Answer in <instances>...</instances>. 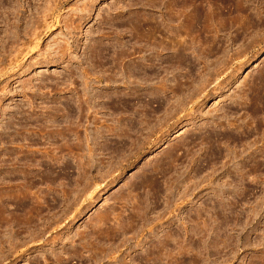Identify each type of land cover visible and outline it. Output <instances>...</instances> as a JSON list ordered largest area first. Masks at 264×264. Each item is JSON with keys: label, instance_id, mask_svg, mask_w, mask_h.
<instances>
[{"label": "rangeland", "instance_id": "obj_1", "mask_svg": "<svg viewBox=\"0 0 264 264\" xmlns=\"http://www.w3.org/2000/svg\"><path fill=\"white\" fill-rule=\"evenodd\" d=\"M175 3L176 0H0V264H63L64 257L70 264H77L72 251L82 252L83 259L89 254L86 248L79 250L82 234V240H88V230H92L97 216L109 213L111 217L120 211L125 216L120 215V219L118 214L117 220L113 217L110 222L119 219L127 230L125 235L132 234L131 249L116 253L117 259H109L113 264H154L167 248L172 249L168 250L170 256L168 251L163 253L167 258H161H166L163 262L156 259V264H175V249L181 250L179 264H264V0ZM192 13L193 17H187ZM165 14H170L173 22ZM197 19L204 21L198 23ZM136 21L142 25L136 26ZM150 28H155L153 37L158 30L163 34L157 39L147 33L145 36ZM146 38L156 43L168 38L165 43L160 41L168 47L161 49L157 44L160 52L150 54L147 46L151 41L148 43ZM173 39L183 41H177L178 46ZM182 44L185 49L180 48ZM129 50L133 54H127ZM121 64L125 68L134 66L129 80L120 73ZM130 79L134 84L128 83ZM83 98L93 107L87 109ZM96 128L95 133L91 131ZM84 136L89 137V143ZM88 146H92V153ZM87 157L96 162L102 159L105 165L111 160L123 167L112 170L115 179L105 187H101L100 175L93 169L89 174L96 183L88 184V191L80 194ZM118 193L121 202L116 198ZM73 194L79 197L73 204L81 208L78 213L75 207L66 206ZM128 212L137 214L135 219ZM137 216L141 218H137L136 225ZM59 219L63 223L59 224ZM125 220H129V230ZM50 234L55 241L45 243L42 238ZM90 240L94 247L99 246L98 251L110 245L107 241L109 245H96V239ZM158 242L169 246L164 248ZM158 245L164 250L160 247V252L155 251ZM157 252L161 255L153 256ZM106 257L99 264L109 258Z\"/></svg>", "mask_w": 264, "mask_h": 264}, {"label": "bare ground", "instance_id": "obj_2", "mask_svg": "<svg viewBox=\"0 0 264 264\" xmlns=\"http://www.w3.org/2000/svg\"><path fill=\"white\" fill-rule=\"evenodd\" d=\"M150 1H151V0H150ZM174 1H175V0H174ZM178 1H179V0H178ZM128 2H129V1H128ZM147 2H148V1H147ZM153 2H154V1H153ZM153 2H151V3H153ZM186 2H187V1H186ZM186 2H185V3H186ZM200 2H201V1H200ZM149 3H150V2H149ZM173 3H174V2H173ZM173 3H172L171 6H173ZM176 3H177V0H176ZM176 3H175V4H176ZM183 3H184V2H183ZM223 3H224V2H223ZM169 4H170V2H169ZM198 4H199V3H198ZM224 4H225V3H224ZM148 5H150V4H148ZM177 5H178V4H177ZM181 5H184V4H181ZM181 5H180V6H181ZM188 5H189V4H188ZM205 5H206V4H205ZM152 6H155V5H152ZM171 6H170V7H171ZM178 6H179V5H178ZM194 6H195V5H194ZM155 7H156V6H155ZM155 7H154V8H155ZM188 7H189V6H188ZM157 8H158V7H157ZM157 8H156V9H157ZM174 8H175V7H174ZM174 8H173V9H174ZM183 8H184V7H183ZM201 8H202V7H201ZM168 9H169V8H168ZM179 9H180V8H179ZM181 9H182V7H181ZM181 9H180V10H181ZM193 9H194V8H193ZM163 10H164V9H163ZM175 10H176V9H175ZM180 10H179V11H180ZM198 10H199V9H198ZM198 10H197V11H198ZM203 10H204V9H203ZM164 11H165V10H164ZM171 11H172V10H171ZM192 11H193V10H192ZM161 12H162V11H161ZM167 12H169V10H167ZM172 12H173V11H172ZM181 12H182V11H181ZM202 12H203V11H202ZM159 13H160V12H159ZM174 13H175V12H174ZM186 13H187V12H186ZM193 13H194V12H193ZM193 13H192V14H193ZM198 13H199V12H198ZM195 14H196V13H195ZM152 15H153V14H152ZM162 15H163V14H162ZM165 15H166V14H165ZM169 15H170V14H169ZM169 15H168V16H169ZM175 15H176V13H175ZM178 15H179V14H178ZM187 15H188V14H187ZM189 15H190V14H189ZM196 15H197V14H196ZM201 15H202V14H201ZM166 16H167V15H166ZM166 16H165V17H166ZM168 16H167V18H168ZM170 16H171V15H170ZM170 16H169V17H170ZM182 16H183V15H182ZM193 16H194V14H193L192 16L190 15V16H187V17H190V18H191V17H193ZM202 16H203V15H202ZM205 16H206V15H205ZM158 17H159V16H158ZM160 17H161V19H162V16H160ZM165 17H163V19H165ZM171 17H172V16H171ZM171 17H170V18H171ZM177 17H178V16H177ZM185 17H186V15H185ZM187 17H186V18H187ZM199 17H200V16H199ZM145 18H146V17H145ZM145 18H144V19H145ZM167 18H166V19H167ZM172 18H173V17H172ZM172 18H171V20H172V22H173V19H172ZM195 18H196V17H195ZM197 18H198V17H197ZM174 19H175V17H174ZM177 19H178V18H177ZM200 19H201V18H200ZM200 19H197V21L200 20ZM206 19H207V18H206ZM168 20H169V19H168ZM171 20H170V21H171ZM179 20H180V19H179ZM191 20H192V19H191ZM191 20H190V21H191ZM193 20H194V19H193ZM193 20H192V21H193ZM175 21H176V20H175ZM177 21H178V20H177ZM182 21H183V20H182ZM192 21H191V23H192ZM197 21H196V22H197ZM200 21H201V23H202V21H204V20H200ZM260 21H261V20H260ZM160 22H161V21H160ZM160 22H159V23H160ZM163 22H164V21H163ZM180 22H181V21H180ZM180 22H179V23H180ZM186 22H188V21H186ZM132 23H133V22H132ZM144 23H145V25H146V24H149V23H146V22H144ZM153 23H154V22H153ZM157 23H158V22H157ZM159 23H158L157 25H159ZM161 23H162V22H161ZM166 23H167V21H166ZM166 23H165V24H166ZM169 23H171V22H169ZM182 23H183V22H182ZM191 23H190V24H191ZM194 23H195V22H193V24H194ZM198 23H199V21H198ZM198 23H197V25H198ZM134 24H135V23H133L132 26H133ZM137 24H138V25H137ZM151 24H152V23L150 22L149 25H151ZM155 24H156V21H155ZM155 24H152V25L155 26ZM180 24H181V23H180ZM185 24H187V23H185ZM185 24H184V25H185ZM207 24H208V23H207ZM141 25H142V24H141V23L139 24V21H138V23H137V21H136V26H139V27H140ZM145 25H144V26H145ZM157 25H156V26H157ZM160 25H161V24H160ZM174 25H175V24H174ZM195 25H196V24H195ZM202 25H203V24H202ZM130 26H131V25H130ZM144 26H143V27H144ZM154 26H150V27H154ZM162 26H164V25H162ZM165 26H166V25H165ZM180 26H181V25H180ZM189 26H190V25H189ZM145 27H146V26H145ZM147 27H148V25H147ZM170 27H172V26H170ZM182 27H183V26H182ZM191 27H192V26H191ZM132 28H133V27H132ZM134 28H135V29H140V28H138V27L136 28L135 26H134ZM134 28H133V29H134ZM148 28H149V27H148ZM161 28H162V27H161ZM176 28H178V26H177ZM176 28H174V29H176ZM183 28L186 29V27H183ZM183 28H182V30H183ZM187 28H188V26H187ZM141 29H145V28H142V27H141ZM150 29H151V28H150ZM150 29H149V30H150ZM157 29H160V28L157 27ZM165 29H166V28H165ZM168 29H170V28L167 27V30H168ZM174 29H173V30L171 29V30H172L171 32H173ZM192 29H193V28H192ZM203 29H204V28H203ZM207 29H208V28H207ZM152 30H153V31H152ZM154 30H155V28L150 30V31H152V32H150V31L148 32V31H147V32H145V34L147 33V34H150V35H151V33H152V35H153ZM162 30H164V29L162 28ZM177 30H178V29H177ZM189 30H190V29H189ZM195 30H196V28H195ZM200 30H201V29H200ZM209 30H210V29H209ZM144 31H145V30H144ZM165 31H166V30H164V32H165ZM169 31H170V30H169ZM186 31H188V30H186ZM138 32H139V31H138ZM160 32H161V30H160ZM162 32H163V31H162ZM171 32H170V33H171ZM174 32H175V31H174ZM174 32H173V35H174ZM181 32H182V31H181ZM181 32H180V33H181ZM184 32H185V31H184ZM203 32H204V31H203ZM207 32H208V30H207ZM175 33H176V32H175ZM185 33H186V32H185ZM191 33H192V32H191ZM193 33H194V32H193ZM118 34H119V33H118ZM147 34H146L145 36H147ZM160 34H163V33H160ZM160 34H159V30H158V35H160ZM164 34H165V33H164ZM177 34L179 35V33H177ZM188 34H189V32H188ZM207 34H208V33H207ZM152 35H151V36H152ZM155 35H156V34H155ZM158 35H157L156 37H158ZM168 35H169V32H168ZM175 35H176V34H175ZM198 35H199V33H198ZM136 36H137V35H136ZM164 36H166V34H165V35H162L161 38L164 37ZM170 36H172V34H171ZM179 36H180V35H179ZM202 36H203V35H202ZM205 36H206V35H205ZM207 36H208V35H207ZM209 36H210V35H209ZM133 37H135V36H133ZM148 37H150V36H148ZM152 37H153V36H152ZM154 37H155V36H154ZM154 37H153V39H154ZM156 37H155V38H156ZM187 37H188V36H187ZM195 37H196V36H195ZM214 37H215V36H214ZM116 38H117V37H116ZM150 38H151V37H150ZM169 38H170V37H169ZM173 38H175V37L173 36ZM177 38H178V37H176V39H177ZM179 38H181V36H180ZM179 38H178V39H179ZM140 39H141V38H140ZM144 39H145V38H144ZM146 39H147V38H146ZM156 39H157V38H156ZM162 39H163V38H162ZM162 39H160V41H161ZM167 39H168V38H167ZM167 39L164 38V41L167 42ZM182 39H183V38H182ZM182 39H181V41H180V40H177V41H180V42L182 43V41L184 40V39H183V40H182ZM187 39H188V38H187ZM189 39H190V37H189ZM205 39H206V38H205ZM205 39H204V40H205ZM117 40H118V39H117ZM147 40H149L148 43L151 41L149 38H148ZM190 40H191V39H190ZM200 40H201V39H200ZM136 41H137V40H136ZM155 41H156V40H155ZM155 41H153L154 43L151 41V43H150L151 46L148 45V44H146V45L144 46V48L148 45V46H147V49H148L149 51H147L146 49H145V51H147L148 53L152 54L154 51H159V48H156V47H158V46L161 47V49H167L168 46H166L165 44H161L162 41L160 42V41L158 40L159 43H158V42L156 43ZM168 41H169V40H168ZM173 41H174V39H173ZM177 41L175 40L174 42H177ZM184 41H185V40H184ZM187 41H188V40H187ZM214 41H215V40H214ZM146 42H147V41H146ZM165 42H162V43H165ZM170 42L172 43V39L170 40ZM170 42H169V43H170ZM174 42H173V43H174ZM189 42H190V41H189ZM117 43H120V42H117ZM142 43H143V42H142ZM193 43H194V42H193ZM203 43H204V42H203ZM208 43H209V42H208ZM125 44H126V42H125ZM127 44H128V42H127ZM127 44H126V45H127ZM155 44H156V45H155ZM157 44H158V46H157ZM176 44H178V46L180 45L179 42H177ZM183 44H184V43H183ZM183 44H182V46H180V48H181V47H184ZM121 45H122V44H121ZM121 45H120L119 47H122V46L124 45V42H123V45H122V46H121ZM126 45H124V46H126ZM128 45H129V44H128ZM128 45H127V46H128ZM131 45H132V43H131ZM167 45H168V44H167ZM173 45L175 46V44H173ZM188 45H189V44H188ZM251 45H252V44H251ZM116 46H117V45H116ZM127 46H126V47H127ZM134 46H135V45H133V47H134ZM140 46H141V45H140ZM174 46H173V47H174ZM176 46H177V45H176ZM126 47H125V50H126ZM131 47H132V46H130V48H131ZM192 47H193V44H192ZM220 47H221V46H220ZM138 48H140V47H138ZM176 48H179V47H175V48H174L175 50H178V49H176ZM180 48H179V49H180ZM188 48H189V47H188ZM114 49H115V48H114ZM122 49L124 50V48H122ZM122 49H121V51H122ZM132 49H133V48H132ZM156 49H158V50H156ZM182 49H183V48H182ZM184 49H185V47H184ZM127 50H128V48H127ZM139 50H140V49H139ZM175 50H174V51H175ZM218 50H219V49H218ZM121 51H119L120 54H121ZM141 51H142V50H140V52H141ZM128 52L130 53V50L127 51V54H128ZM132 52H134V50H133ZM147 52H146V54H147ZM159 52H160V51H159ZM175 52H176V51H175ZM175 52H174V53H175ZM178 52H179V51H178ZM178 52H176V53H178ZM198 52H199V51H198ZM221 52H222V51H221ZM124 53H125V51H124ZM144 53H145V52H144ZM144 53H143V54H144ZM156 53L158 54V52H156ZM156 53H154V54H156ZM181 53H183V52H181ZM184 53H185V52H184ZM190 53H191V52H190ZM116 54H118V53H116ZM116 54H115V55H116ZM127 54H125V55H127ZM130 54H133V53H130ZM157 54H156V55H157ZM209 54H210V53H209ZM225 54H226V53H225ZM140 55H141V54H140ZM178 55H179V54H178ZM147 56H148V55H146V57H147ZM152 56H153V55H152ZM174 56H175V55H174ZM202 56H203V55H202ZM143 57H144V55H143ZM148 57H149V56H148ZM148 57H147V58H148ZM141 58H142V57H141ZM144 58H145V57H144ZM180 58H181V57H180V55H179V60H180ZM192 58H193V57H192ZM111 59H112V58H111ZM117 59H118V58H117ZM123 59H124V58H123ZM126 59H128V57H127ZM129 59H131V57H130ZM148 59H149V58H148ZM148 59H147V60H148ZM151 59H152V57L150 58V60H151ZM155 59H156V58H155ZM161 59H162V58H161ZM182 59H183V58H182ZM188 59H189V58H188ZM112 60H114V59H112ZM112 60H111V62H112ZM118 60H119V59H118ZM118 60H117V63H119ZM121 60H122V59H121ZM133 60H134V59H132V62H134L136 59H135L134 61H133ZM166 60H167V59H166ZM177 60H178V59H177ZM185 60H186V59H185ZM196 60H198V59H196ZM108 61H109V60H108ZM124 61L127 63L126 60H122V62H124ZM139 61H140V60H139ZM145 61H146V60H145ZM162 61H163V60H162ZM189 61H190V60H189ZM189 61H188V63L191 62V61H190V62H189ZM120 62H121V61H120ZM129 62H130V61H129ZM132 62H130V63H132ZM140 62H142V61H140ZM140 62H139V63H140ZM143 62H144V59H143ZM149 62H150V61H149ZM178 62H179V61H178ZM180 62H181V61H180ZM186 62H187V60H186ZM186 62H185V63H186ZM145 63H147V62H145ZM181 63H182V62H181ZM109 64H110V63H109ZM112 64H113V63H112ZM112 64H111V65H112ZM119 64H120V63H119ZM119 64H118V67H119ZM124 64H125V63H124ZM132 64H133V63H132ZM132 64L129 65V66H127L126 68H125V65H123V64H121L122 67L120 66V68H121L120 73L122 72V74H123V76H124L125 79H128V80H129V78H130V75H131V72H132L131 69H132V66H133ZM148 64H149V63H147V65H148ZM153 64H154V63H153ZM170 64H171V63H170ZM192 64H193V63H192ZM114 65H116V63H114ZM135 65H136V64H135ZM139 65L141 66V64H139ZM142 65H143V64H142ZM144 65H145V64H144ZM171 65H173V64H171ZM174 65H175V64H174ZM184 65H185V64H184ZM101 66H102V65H101ZM136 66H137L136 68L138 69V71L141 70V69H139L140 67H138V65H136ZM148 66H149V65H148ZM181 66H182V64H181ZM108 67H109V66H108ZM113 67H114V66H113ZM113 67L111 66V68H113ZM133 67H134V66H133ZM171 67L174 68V66H171ZM188 67H189V66H188ZM109 68H110V67H109ZM120 68H119V69H120ZM146 68H147V67H146ZM153 68H154V67H153ZM167 68H169V67H167ZM175 68H176V67H175ZM179 68H180V66H179ZM181 68H182V67H181ZM137 69H136V70H137ZM170 69H171V68H170ZM109 70H110V69H109ZM114 70H115V69H114ZM114 70H112V71H114ZM133 70H134V69H133ZM180 70H181V69H180ZM134 71H135V70H134ZM142 71H143V70H142ZM214 71H215V70H214ZM85 72H86V71H85ZM125 72H128V74L125 73ZM179 72H180V71H179ZM197 72H198V71H197ZM217 72H218V71H217ZM220 72H221V71H220ZM110 74H111V73H110ZM114 74H117L116 71H115ZM114 74H113V75H114ZM141 74H142V73H141ZM143 74H144V73H143ZM145 74H146V73H145ZM189 74H190V73H189ZM208 74H209V73H208ZM218 74H219V73H218ZM99 75H100V74H99ZM99 75H98V76H99ZM146 75H147V74H146ZM176 75H177V74H176ZM187 75H188V73H187ZM114 76H116V75H114ZM120 76H121V75H120ZM135 76H136V75H135ZM165 76H166V75H165ZM194 76H195V75H194ZM85 77H86V76H85ZM85 77H84V78H85ZM99 77H101V76H99ZM121 77H122V76H121ZM121 77H120V78H121ZM140 77H141V76H140ZM142 77H143V76H142ZM149 77H150V76H149ZM95 78H97V77H95ZM105 78H107V77H105ZM109 78L116 79L115 77H114V78H113L112 76L110 77V75H109ZM168 78H169V77H168ZM194 78H195V77H194ZM97 79H98V78H97ZM139 79H140V78H139ZM205 79H206V81H207V78H205ZM110 80H111V79H110ZM121 80H123V79H121ZM128 80H126V82H127ZM132 80H133V79H132ZM132 80L130 79V81H128V83L130 84ZM142 80H143V78H142ZM183 80H184V79H183ZM189 80H190V79H189ZM208 80H209V79H208ZM212 80H213V79H212ZM161 81H162V80H161ZM161 81H160V82H161ZM163 81H164V80H163ZM165 81H166V80H165ZM84 82H85V81H84ZM107 82H108V81H107ZM111 82H113V81H111ZM111 82H109V83L112 84ZM121 82H122V81H121ZM123 82H124V81H123ZM132 82H133V81H132ZM160 82H159V83H160ZM203 82L205 83V81H203ZM86 83H87V82H86ZM115 83H116V82H114V84H115ZM140 83H141V82H140ZM161 83H162V82H161ZM164 83H165V82H164ZM164 83H163V84H164ZM189 83H190V82H189ZM216 83H217V82H216ZM133 84H134V82H133ZM167 84H168V83H167ZM180 84H181V83H180ZM206 84H207V82H206ZM91 85H92V84H91ZM160 85H161V84H159V86H160ZM164 85H166V84H164ZM169 85H170V84H169ZM126 86H127V85H126ZM128 87H129V86H128ZM145 87H146V86H145ZM147 87H148V86H147ZM152 87H153V86H152ZM161 87L164 88L163 86H161ZM161 87H159V88H161ZM196 87H197V86H196ZM203 87H205V85H204ZM84 88H85V87H84ZM132 88H133V87H132ZM154 88H157V87H154ZM168 88H169V87H168ZM197 88H198V87H197ZM86 89H87V87H86ZM130 89H131V87H130ZM87 90H88V89H87ZM121 90H122V89H121ZM151 90H152V89H151ZM172 90H173V89H172ZM192 90H193V89H192ZM201 90H202V89H201ZM89 91H91V90L89 89ZM92 91H93V90H92ZM94 91H95V90H94ZM94 91H93V92H94ZM161 91H162V90H161ZM192 92H193V91H192ZM85 93L87 94L86 91L83 92V94H85ZM88 93H89V92H88ZM91 93H92V92H91ZM94 93H95V92H94ZM96 93H97V92H96ZM98 93H99V92H98ZM173 93H174V92H173ZM199 93H200V92H199ZM83 94H82V95H83ZM86 94H85V96H86ZM99 94H100V93H99ZM102 94H103V93H102ZM102 94H101V95H102ZM105 94H107V93H105ZM157 94H158V93H157ZM78 95H80V94L78 93ZM93 95H95V94H93ZM97 95H98V94H97ZM97 95H96V96H97ZM145 95H146V94H145ZM151 95H152V94H151ZM174 95H175V94H174ZM88 96H89V95H87V98H88ZM91 96H92V95H91ZM91 96H90V97H91ZM98 96H100V95H98ZM103 96H104V95H103ZM103 96H101V97H103ZM106 96H107V95H106ZM146 96H147V95H146ZM81 97H82V96H81ZM90 97H89V98H90ZM93 97H94V96H93ZM85 98H86V97H85ZM85 98H83V99L86 101V104H87V106H88L87 109L92 108L93 106H90V105H89V104L91 103L90 100H88V99L86 98V99L90 102V103H89ZM165 98H166V97H165ZM90 99H91V98H90ZM95 99H96V98H95ZM95 99H94V100H95ZM144 99H145V98H144ZM81 100H82V99H81ZM148 100H149V99H148ZM148 100H147V102H148ZM150 100H152V99H150ZM150 100H149V101H150ZM78 101H79V100H78ZM145 101H146V100H145ZM83 102H84V101H83ZM87 102H88L89 104H88ZM95 102H96V101H95ZM76 103H77V102H76ZM81 103H82V102H81ZM112 103H113V102H112ZM148 103H149V102H148ZM155 103H156V102H155ZM176 103H177V102H176ZM124 104H125V103H124ZM141 104H142V103H141ZM143 104H144V103H143ZM166 104H167V103H166ZM178 104H179V103H178ZM68 105H69V104H68ZM81 105H82V104H81ZM84 105H85V104H84ZM95 105H96V104H95ZM95 105H94V106H95ZM128 105H129V104H128ZM167 105H168V104H167ZM66 106H67V105H66ZM73 106H74V105H73ZM82 106H83V105H82ZM57 107H58V106H57ZM83 107H84V106H83ZM89 107H90V108H89ZM124 107H125V106H124ZM59 108H60V107H59ZM85 108H86V107H85ZM95 108H96V107H95ZM159 108H160V107H159ZM163 108H164V107H163ZM168 108H169V107H168ZM47 109H48V108H47ZM49 109H50V108H49ZM55 109H56V108H55ZM66 109H67V108H66ZM80 109H81V108H80ZM93 109H94V108H93ZM69 110H70V109H69ZM82 110H83V109H82ZM113 110H114V109H113ZM80 111H81V110H79V112H80ZM83 111H84V110H83ZM83 111H81V112H83ZM85 111H86V110H85ZM85 111H84V112H85ZM94 111H95V110H94ZM96 111H97V110H96ZM81 112H80V113H81ZM92 113H93V112H92ZM78 114H79V113H78ZM84 114H85V113H84ZM87 114H88V113H87ZM87 114H86V115H87ZM89 114H90V112H89ZM93 114H95V113H93ZM93 114H92V115H93ZM82 115H83V113H82ZM90 116H91V114H90ZM83 117H84V116H83ZM93 117H95V115H93ZM85 118H86V117H85ZM96 118H97V117H96ZM48 119H49V118H48ZM50 119H51V118H50ZM78 119H79V118H78ZM78 119H77L76 122L79 121ZM91 119H93V118H91ZM139 120H140V119H139ZM47 121H49V120H47ZM80 121H81V120H80ZM92 121H93V120H92ZM97 121H98V120H97ZM97 121H93V122H97ZM100 121H101V120H100ZM93 122H91V123H93ZM98 122H99V121H98ZM50 123H51V122H50ZM78 123H79V122H78ZM81 123H83V121H81ZM81 123H80V124H81ZM108 123H109V122H108ZM125 123H126V122H125ZM71 124L73 125V123H71ZM84 124H85V123H84ZM89 124H90V123H89ZM111 124H112V123H111ZM127 124H128V123H127ZM53 125H54V124H53ZM65 125H66V124H65ZM75 125H77V124H75ZM75 125H74V126H75ZM91 125H92V124H91ZM91 125H90V126H91ZM120 125H121V124H120ZM49 126H50V125H49ZM62 126H63V125H62ZM77 126H78V125H77ZM79 126H80V125H79ZM81 126H83V124H82ZM98 126H99V125H98ZM98 126H96V127H98ZM100 126H101V124H100ZM113 126H114V125H113ZM113 126H112V127H113ZM118 126H119V125H118ZM45 127H46V126H45ZM68 127H70L69 123H68ZM71 127H72V126H71ZM87 127H88V125H87ZM129 127H130V126H129ZM133 127H134V126H133ZM77 128H78V127H77ZM80 128H81V127H80ZM82 128H83V127H82ZM100 128H101V127H100ZM140 128H141V127H140ZM47 129H48V128H47ZM49 129H50V128H49ZM60 129H61V128H60ZM63 129H64V128H63ZM63 129H62V130H63ZM68 129H69V128H67V130H68ZM72 129H74V128L72 127ZM72 129H69V131L72 130ZM89 129H90V127H89ZM109 129H110V127H109ZM137 129H138V128H137ZM58 130H59V129H57V134L59 133ZM65 130H66V129H65ZM75 130H76V129H75ZM82 130H83V129H82ZM87 130H88V129H87ZM95 130H97V128L94 129V130H91V131L95 133ZM98 130H99V129H98ZM106 130H107V129H106ZM72 131H73V130H72ZM72 131H71V132H72ZM77 131H79V130H77ZM77 131H76V132H77ZM85 131H86V128H84V132H85ZM91 131H89V133H90ZM107 131H109V130H107ZM55 132H56V131H55ZM60 132H62V131H60ZM65 132H66V131H65ZM71 132H70V133H71ZM74 132H75V131H74ZM92 132L90 133L91 135H93ZM100 132H102V131H100ZM150 132H151V131H150ZM63 133H64V131H63ZM77 133H79V132H77ZM80 133H81V132H80ZM85 133H86V132H85ZM104 133H105V132H104ZM110 133H111V132H110ZM112 133H114V132L112 131ZM116 133H117V132H116ZM120 133H121V132H120ZM126 133H127V132H126ZM137 133H138V132H137ZM64 134H69V132L64 133ZM81 134H82V133H81ZM81 134H80V135H81ZM96 134H97V133H96ZM96 134H95V136H96ZM99 134H100V133H99ZM101 134H102V133H101ZM108 134H109V133H108ZM138 134H139V133H138ZM62 135H63V134H62ZM75 135H76V134H75ZM77 135H78V134H77ZM84 135H86V134H84ZM121 135H122V134H121ZM78 136H79V135H78ZM78 136H77V138H80V136H79V137H78ZM93 136H94V135H93ZM97 136H98V135H97ZM119 136H120V135H119ZM128 136H129V134H128ZM134 136H136V135H134ZM56 137H57V136H56ZM56 137H55V138H56ZM84 137H85V140L89 143V140H88L89 137H88V138H86L87 136H84ZM99 137H100V136H99ZM101 137H102V136H101ZM144 137H145V136H144ZM46 138H47V137H46ZM61 138H62V137H61ZM65 138H66V137H65ZM77 138H75V139H77ZM91 138H95V137H91ZM104 138H105V137H104ZM82 139H83V137H82ZM48 140H49V138H48ZM54 140H55V139H54ZM62 140H63V139H62ZM68 140H69V139H68ZM78 140H79V139H78ZM78 140H77V141H78ZM80 140H81V139H80ZM80 140H79V141H80ZM83 140H84V139H83ZM85 140H84V141H85ZM91 140L93 141V139H91ZM95 140H96V139H95ZM64 141L67 142L66 139H64ZM77 141H75V142H77ZM127 141H128V140H127ZM81 142H82V141H81ZM118 142H119V141H118ZM62 143H63V142H62ZM77 143H78V142H77ZM88 143H87V144H88ZM90 143H91V142H90ZM125 143H126V142H125ZM130 143H131V142H130ZM137 143H138V142H137ZM64 144H65V143H64ZM68 144H69V143H68ZM78 144H79V143H78ZM131 144H133V143H131ZM56 145H57V144H56ZM88 145H89V144H88ZM95 145H96V144H95ZM105 145H106V144H105ZM133 145H134V144H133ZM66 146H67V145H66ZM76 146H77V145H76ZM79 146H81V145L79 144ZM93 146H94V145H93ZM130 146H131V145H130ZM135 146H136V145H135ZM60 147H61V146H60ZM68 147H69V146H68ZM68 147H67V148H68ZM83 147H85V146H83ZM83 147H82V148H83ZM115 147H116V146H115ZM124 147H125V146H124ZM138 147H139V146H138ZM58 148H59V146H58ZM78 148H79V147H78ZM82 148H80V150H81ZM97 148H98V147H97ZM72 149H73V148H72ZM88 149H89V151H91V153H92V151H93L92 146H90V148H89V146H88ZM104 149H105V148H104ZM60 150H61V149H60ZM82 150H83V149H82ZM86 150H87V147H86ZM94 150H95V149H94ZM96 150H97V149H96ZM133 150H134V149H133ZM140 150H141V149H140ZM87 151H88V150H87ZM89 151H88V153H89ZM102 151H103V150H102ZM126 151H128V150H126ZM44 153H45V152H44ZM67 153H68V152H67ZM73 153H74V152H73ZM83 153H84V152H83ZM94 153H95V152H94ZM99 153H100V152H99ZM114 153H117V152H114ZM139 153H140V152H139ZM124 154H127V153H123V156H124ZM130 154H131V153H130ZM132 154H133V153H132ZM42 155H44V154H42ZM56 155H57V154H56ZM82 155H83V154H82ZM84 155H85V154H84ZM113 155H114V154H113ZM117 155H118V154H117ZM121 155H122V154H121ZM34 156H35V155H34ZM39 156H41V155H39ZM46 156H47V155H46ZM52 156H53V155H52ZM87 156H88V154H87ZM89 156H90V153H89ZM93 156H94V155L92 154L91 157L93 158ZM128 156H130V155H128ZM175 156H176V155H175ZM48 157H49V156H48ZM91 157H90V158H91ZM94 157H95V156H94ZM102 157H104V155H103ZM112 157H113V156H112ZM117 157H118V156H117ZM119 157H120V156H119ZM119 157H118V158H119ZM34 158H35V157H34ZM74 158H75V157H74ZM80 158H82V157H80ZM88 158H89V157H87V159H88ZM92 158H91V159H88V162H86V161H87L86 159H85L86 161L84 160V161L86 162V163H85V169H83V167H82V169L85 170V171H84V172L81 171V172H83V175H84V176H82V178H83V177H84V178L86 177V178H85V180H81V179H80L82 182L84 181L82 188H81V189L78 188L79 190L76 188L80 194H81V192H84V193H85V191H88V188H89V187H87L88 184L92 185L91 182H92V183H96V181H94V180H96V179H92V180H93V181H92L91 178H90V177H91L90 174H91V172H92L93 169H96L97 173L100 175V180H102V183H103V185H102L101 187H105L107 184L111 183V182L115 179V175H113V171H120V170L122 169V167H123L122 165H117V164L115 165V164L113 163L114 161H112V163H110L111 160H110V162H107V161H106L107 163H106V165H105V163H103L102 159H101V161L99 160L100 162H96V160H94V159H92ZM126 158H127V156H126ZM126 158H125V159H126ZM130 158H131V156H130ZM25 159H26V157H25ZM42 159H43V158H42ZM47 159H48V158H47ZM58 160H59V159H58ZM103 160H104V159H103ZM120 160H121V159H120ZM123 160H124V159H123ZM79 161H80V160H79ZM115 161H116V160H115ZM124 161H125V160H124ZM59 162H60V161H59ZM81 163H82V160H81ZM83 163H84V162H83ZM116 163H117V161H116ZM40 164H41V163H40ZM55 164H56V163H55ZM102 164H104V165H102ZM118 164H119V162H118ZM120 164H121V163H120ZM32 165H33V164H32ZM80 165L82 166V164H80ZM51 166H52V165H51ZM83 166H84V164H83ZM29 168H30V167H29ZM64 169H65V168H64ZM64 169H63V170H64ZM79 169H80V168H79ZM163 169H164V168H163ZM101 170H102V171H101ZM112 170H113V171H112ZM47 171H48V170H47ZM52 171H53V170H52ZM55 171H56V170H55ZM55 171H53V172H55ZM57 171H58V170H57ZM111 171H112V174H111ZM163 171H164V170H163ZM25 173H26V171H25ZM89 173H90V174H89ZM162 173H163V172H162ZM26 174H27V173H26ZM30 174H31V173H30ZM36 174H37V173H36ZM92 174H93V173H92ZM94 174H95V173H94ZM94 174H93V175H94ZM85 175H86V176H85ZM89 175H90V176H89ZM93 175H92V176H93ZM96 175H97V174H96ZM48 176H49V175H48ZM104 176H105V178H107V177H108V178L105 180ZM143 176H144V175H143ZM162 176H163V175H162ZM94 177H95V176H94ZM146 177H147V176H146ZM39 178H40V177H39ZM69 178H70V177H69ZM71 178H72V177H71ZM95 178H97V176H96ZM48 179H49V178H48ZM76 180H77V179H76ZM97 180H98V179H97ZM149 180H150V179H148V181H149ZM30 181H31V180H30ZM45 181H46V180H45ZM54 181H55V180H54ZM98 181H99V180H98ZM98 181H97V182H98ZM178 181H179V180H178ZM39 182H40V181H39ZM133 182H134V181H133ZM151 182H152V181H151ZM79 183H80V182H79ZM100 183H101V181H100ZM152 183H154V182H152ZM30 184H31V183H30ZM34 184H35V183H34ZM68 184H69V183H68ZM71 184H72V183H71ZM98 184H99V182H98ZM98 184H96V185H98ZM147 184H148V183H147ZM28 185H29V184H28ZM46 185H47V184H46ZM155 185H156V184H155ZM31 186H32V185H31ZM63 186H64V185H63ZM77 186H78V185H77ZM88 186H89V185H88ZM129 186H130V185H129ZM32 187H35V186H32ZM98 187H99V186H98ZM73 188H74V187H73ZM90 188H91V186H90ZM93 188L96 189L95 184H94V187H93ZM93 188H91V190H93ZM32 189H33V188H32ZM131 189H132V188H131ZM28 190H29V189H28ZM63 190H64V189H63ZM68 190H69V189H68ZM74 190H75V189H74ZM128 190H129V189H128ZM35 191H36V190H35ZM158 191H159V190H158ZM27 192H28V191H27ZM32 192H33V191H30V194H31ZM75 192H76V191H75ZM75 192H74V193H75ZM90 192H91V191H90ZM127 192H128V191H127ZM127 192H126V193H127ZM137 192H138V191H137ZM34 193H35V192H34ZM34 193H33V194H34ZM38 193H39V192H38ZM79 193H78V195H79ZM87 193H88V192H87ZM116 193H117V192H116ZM129 193H130V192H129ZM129 193H127V194L129 195ZM36 194H37V193H36ZM36 194H35V195H36ZM39 195H40V194H39ZM64 195H65V194H64ZM71 195H72V194H71ZM90 195H91V194H90ZM168 195H170V194H168ZM31 196H32V194H31ZM41 196L43 197V195H41ZM49 196H50V195H49ZM52 196H53V195H52ZM65 196H66V195H65ZM74 196H75V195L73 194V198L71 197L72 200L69 199V198H68V199H69V200H68V199L66 198V199H67L66 202L68 203V205H66V206H68V207H72V206L75 207V206H74V205L76 204L75 200H77L76 198H79V197L74 198ZM87 196H88V195H87ZM87 196H86V197H87ZM121 196H122V195H121ZM36 197H37V196H36ZM67 197H69V196L67 195ZM81 197H82V196H81ZM88 197H89V196H88ZM112 197H113V195H112ZM124 197H125V196L123 195V198H124ZM129 197H130V196H129ZM134 197H135V196H134ZM27 198H28V197H27ZM30 198H31V197H30ZM30 198H29V199H30ZM33 198H35V197H33ZM33 198H32V199H33ZM37 198H39V197H37ZM44 198H45V197H43V199H44ZM116 198H117V199L119 198L118 201H120V202L122 201V198L119 196V193H118V195H117ZM120 198H121V199H120ZM167 198H168V197H167ZM41 199H42V198H41ZM41 199H40V200H41ZM57 199H58V198H57ZM124 199H127V198H124ZM124 199H123V200H124ZM34 200H35V199H34ZM34 200H33V201H34ZM45 200H46V199H45ZM55 200H56V199H55ZM130 200H131V199H130ZM132 200H133V199H132ZM134 200H136V199H134ZM134 200H133V201H134ZM180 200H181V199H180ZM31 201H32V200H31ZM31 201H29V202H31ZM35 201H36V200H35ZM60 201H62V200H60ZM86 201H87V200H86ZM126 201H128V199H127ZM133 201H132V202H133ZM39 202H40V201H39ZM124 202H125V200H124ZM132 202H131V203H132ZM167 202H168V201H167ZM36 203H37V201H36ZM36 203H35V204H36ZM40 203H41V202H40ZM67 203H66V204H67ZM81 203H82V202H81ZM117 203H118V202H117ZM134 203H135V202H134ZM30 204H31V203H30ZM42 204H43V203H42ZM73 204H74V205H73ZM78 204H79V203H78ZM115 204H116V203H115ZM142 204H143V203H142ZM36 205H37V204H36ZM46 205H47V204H46ZM111 205H112V204H111ZM138 205H139V204H138ZM21 206H22V205H21ZM40 206H42V205L40 204ZM64 206H65V205H64ZM115 206H116V205H115ZM22 207H23V206H22ZM33 207H34V205H32V209H33ZM37 207H38V206H37ZM53 207H54V206H53ZM125 207H126V204H125ZM128 207H129V205H128ZM146 207H147V206H146ZM157 207H158V206H157ZM169 207H170V206H169ZM38 208H39V207H38ZM47 208H49V207L47 206ZM62 208H63V207H62ZM134 208H135V207H134ZM171 208H172V207H171ZM32 209H29V210H32ZM40 209H41V208H40ZM69 209H70V208H69ZM74 209H76L77 213L80 212V210H81V208H79V207H77V208L75 207ZM108 209H109V208H108ZM113 209H115V207H113ZM127 209H128V208H127ZM29 210H28V211H29ZM33 210H34V209H33ZM41 210H42V209H41ZM67 210H68V209H67ZM71 210H72V209H71ZM131 210H132V209H131ZM134 210H135V209H134ZM111 211H112V210H111ZM111 211H107V212H111ZM114 211H115V210H114ZM122 211H123V210H122ZM136 211H138V210H136ZM65 212H66V210L64 211V213H65ZM107 212H106V213H107ZM112 212H113V211H112ZM112 212H111V214H114V212H113V213H112ZM120 212H121V211H120ZM120 212H119V213H116V215L119 214V215H118L119 217H120V215H123V213H124V212H123V213H120ZM130 212H131V211H130ZM133 212H134V211H133ZM175 212H176V211H175ZM35 213H36V212H35ZM45 213H46V212H45ZM67 213H68V212H67ZM128 213H129V212H128ZM128 213L126 214V216L128 215ZM136 213H137V212H136ZM54 214H55V213H54ZM102 214H103V213H102ZM102 214H101V215H102ZM111 214H110V216H111ZM129 214H130V213H129ZM132 214H135V213H132ZM138 214H139V212H138ZM165 214H166V213H165ZM224 214H225V213H224ZM55 215H56V214H55ZM55 215H54V216H55ZM114 215H115V214H114ZM114 215H112L111 217H109V213H107V214H104V215H102V216H100V217L97 216L98 219H96V218H97V217H96V218H95L96 221L92 223L93 225L91 224V226H92V230H91V229L88 230V231H91L90 236H87V235H86L88 238L85 236V238H87L88 240H85V239L82 240L83 234H82V237H80V240H81V241H78V242H80V243H79V245H80V249H79V250H81L82 248H83V249L86 248V249L89 251L88 256H86V258H87V260H86L87 263H85V264H99V262L101 261V259H102L103 257L105 258L106 256L109 257V258L106 257L107 259L104 260L101 264H113V261H112V260H109L110 258H111V259H117V256L115 255L116 253H118V252L121 253V252L125 251V249H128V248L131 247V243H130L131 241H129V240H130V238H131L130 236H132V234L129 236V234L127 233V234H128V235H127L128 237L125 235V231H124L125 227H122V225H124V224H123L122 222H120L119 219H118V221L115 222V223H114V221H113V222H110V218L114 220V218L116 217V215H115V216H114ZM135 215H137V214H135ZM135 215L132 216V215L130 214V217L132 216L131 218L135 219V218H134ZM60 216H61V215H60ZM62 216H63V215H62ZM72 216H73V215H72ZM118 216H117V217H118ZM123 216H125V214H124ZM123 216H122V217H123ZM208 216H209V215H208ZM28 217H29V215H28ZM32 217H34V216H32ZM113 217H114V218H113ZM119 217H118V218H119ZM130 217L128 216L127 219H129ZM142 217H144V216H142ZM174 217H175V216H174ZM58 218H60V217H58ZM137 218H139V217H138V216L136 217V225H137ZM140 218H141V217H140ZM140 218L138 219L139 221H140ZM146 218H147V217H146ZM225 218H226V217H225ZM225 218H224V220H225ZM24 219H27V217H25ZM24 219H23V220H24ZM120 219H122V218L120 217ZM125 219H126V218H125ZM199 219H200V218H199ZM27 220H28V219H27ZM27 220H26V221H27ZM29 220H30V219H29ZM46 220H47V219H46ZM54 220H56V219H54ZM115 220H117V218H115ZM129 220H131V222L133 221L132 219H129ZM129 220H125V221H124V223L126 222L125 225L129 223ZM177 220H178V219H177ZM194 220H195V219H194ZM200 220H201V219H200ZM204 220H205V219H204ZM24 221H25V220H24ZM51 221H52V220H51ZM60 221H61V219H59V222H58L59 224L63 223V222L60 223ZM64 221H65V220H64ZM134 221H135V220H134ZM178 221H179V220H178ZM190 221H191V220H190ZM44 222H45V221H44ZM52 222H53V221H52ZM68 222H69V221H68ZM145 222H146V221H145ZM145 222H144V223H145ZM19 223H20V222H19ZM27 223H29V222H27ZM27 223H25V224H27ZM55 223H56V221H55ZM58 223H56V224H58ZM132 223H133V222H132ZM140 223H142V222H140ZM140 223H139V224H140ZM167 223H168V222H167ZM196 223H197V222H196ZM52 224H53V223H52ZM147 224H148V223H147ZM49 225H50V224H49ZM54 225H55V224H54ZM128 225H130V223H129ZM128 225H126V226H127V227H126L127 229L129 228ZM140 225H142V224H140ZM140 225H139V226H140ZM144 225H145V224H144ZM24 226H25V225H24ZM52 226H53V225H52ZM59 226H60V225H59ZM131 226L134 227L132 224H131ZM131 226H130V227H131ZM175 226H176V225H175ZM56 227H57V226H56ZM136 227H137V226H136ZM142 227H143V225H142ZM142 227H141V228H142ZM144 227H145V226H144ZM27 228H28V227H27ZM39 228H40V227H39ZM149 228H150V227H149ZM178 228H179V227H178ZM196 228H197V227H196ZM202 228H203V230L206 229V228H204V227H202ZM29 229H30V228H29ZM40 229H41V228H40ZM49 229H50V228H49ZM150 229H151V228H150ZM154 229H155V228H154ZM32 230H33V227H32ZM47 230H48V229H47ZM52 230H53V228H52ZM125 230H126V229H125ZM128 230H129V229H128ZM131 230H132V229H130V232H131ZM146 230H147V229H146ZM189 230H191V229H189ZM126 231H127V230H126ZM136 231H137V230H136ZM168 231H169V230H168ZM174 231H176V230H174ZM197 231H198V230H197ZM200 231H201V229H200ZM220 231H221V230H220ZM30 232H31V231H30ZM35 232H36V230H35ZM40 232H41V231H40ZM51 232H53V231H50V233H51ZM158 232H159V231H158ZM164 232H165V231H164ZM26 233H27V232H26ZM28 233H29V232H28ZM42 233H43V232H42ZM132 233L134 234V230H133ZM172 233H173V232H172ZM172 233H171V234H172ZM175 233H176V232H175ZM35 234L38 235V233H35ZM57 234H58V233H57ZM147 234H148V233H147ZM154 234H155V233H154ZM166 234H167V233H166ZM166 234H164V235L166 236ZM178 234H179V233H178ZM180 234H181V233H180ZM33 235H34V234H33ZM43 235L45 236L44 233H43ZM58 235H59V234H58ZM88 235H89V234H88ZM135 235H137V234H135ZM164 235H163V236H164ZM51 236H52V237H51ZM120 236H121V237H120ZM133 236H134V235H133ZM147 236H148V235H147ZM163 236H162V237H163ZM192 236H193V235H192ZM34 237H35V235H34ZM139 237H140V236H139ZM148 237H149V236H148ZM166 237L168 238V236H166ZM171 237H172V236H171ZM173 237H174V236H173ZM173 237H172V238H173ZM0 238H1V237H0ZM40 238H41V237H40ZM167 238H165V239H167ZM176 238H177V237H176ZM176 238H175V239H176ZM38 239H39V238H38ZM55 239H56V237H55L54 235H52V234H50V235H48V236L42 238V240H43L45 243H49V242H52V241L54 242ZM90 239H94V240L96 239V240H97V244H96V245H98V243H100V244L102 243V245H103V243L106 242V241H107L110 245L106 242L109 246H107V247H106V246H104V247L101 246V247H103L104 249L101 248L100 251H98V249H97L96 247H99V246L94 247V245H92L93 243L90 242V241H91ZM165 239H164V240H165ZM178 239H179V238H178ZM33 240H34V238H33ZM35 240H36V239H35ZM76 240H77V239H76ZM89 240H90V241H89ZM168 240H169V238H168ZM171 240H173V239H171ZM219 240H220V239H219ZM222 240H223V239H222ZM226 240H227V239H226ZM117 241H119V243H117ZM144 241H145V240H144ZM151 241H152V240H151ZM162 241H163V240H162ZM165 241H167V240H165ZM165 241H164V242H165ZM0 242H1V241H0ZM39 242H41V241H39ZM136 242H137V241H136ZM136 242H135V243H136ZM149 242H150V241H149ZM169 242H170V241H169ZM169 242H168V244H169ZM175 242L177 243L178 240L175 241ZM91 243H92V244H91ZM106 243H105V245H106ZM153 243H154V242H153ZM155 243H156V241H155ZM158 243L161 244V242H158ZM162 243H163V242H162ZM192 243H193V242H192ZM224 243H225V242H224ZM42 244H43V243H42ZM90 244H91V245H90ZM138 244H139V241H138V243H136L135 245H138ZM193 244H194V243H193ZM222 244H223V243H222ZM75 245H76V244H75ZM135 245H134V246H135ZM161 245H163L164 248L166 247V246H165L166 244H165V245H164V244H161ZM172 245L174 246V242L172 243ZM179 245H180V244H179ZM77 246H78V245H77ZM156 246H157V245H156ZM156 246L154 245V247H156ZM168 246H169V245H167V247H168ZM177 246H178V245H177ZM191 246H192V245H191ZM105 247H106V249H105ZM154 247H151V248H153V249H150V251L153 250V252H154ZM160 247L162 248V246H160ZM160 247H159V245H158V247L156 248L155 251L158 250V252H160L161 250H164V249L162 248V249L159 251V248H160ZM167 247H166V248H167ZM174 247H175V246H174ZM186 247H187V246H186ZM149 248H150V247H149ZM175 248H177V247H175ZM178 248H179V246H178ZM187 248H188V247H187ZM130 249H131V248H130ZM51 250H52V249H51ZM84 250H85V249H84ZM165 250H166V249H165ZM165 250L162 251V253H161V254H162V257H160V260H161V261L164 260V259H166L167 256H170L171 253L169 254V251H168V250H170V252H171L172 249H171V248H170V249L167 248V251H168V254H169V255H168L167 253H165V252H167V251H165ZM175 250H177V251H175ZM175 250H173V251H175V252L172 251V252L174 253V255H173V253H172V255H173V259H174V260H172V263L175 262V264H177V263L179 262V257H180L179 252H181V250H178V249H175ZM71 251H72V250H71ZM147 251H148V250H147ZM147 251H146V252H147ZM52 252H53V254H54V251H53V250L51 251V253H52ZM72 252H73V254H72L71 256H72V257L74 256V259L76 258V259H78V261H82V260H83V262H84V260L86 259V258L83 259L84 256H82V252H79V251H77V250L72 251ZM148 252H149V251H148ZM153 252H152V253H153ZM158 252H157L156 254H153V256H154V255L157 256V255H158ZM182 252H183V251H182ZM184 252H185V251H184ZM186 252H187V251H186ZM51 253H49V255H50ZM163 253H164V254H167V256H165ZM192 253H193V252H192ZM53 254H52L51 256H53ZM55 254L57 255V257H55V259L57 258L56 260H58V252H57V253L55 252ZM85 254H86V253H85ZM124 254H125V253H124ZM146 254H147V253H146ZM161 254H159V255H161ZM59 255H60V254H59ZM142 255H143V254H142ZM147 255H149V254H147ZM159 255H158L157 257H159ZM163 255H164V256H163ZM46 256H47V255H46ZM46 256H45V257H46ZM140 256H141V255H140ZM151 256H152V255H151ZM156 256H155V257H156ZM68 257H69V256H68ZM82 257H83V258H82ZM138 257H139V256H138ZM143 257L145 258V256H143ZM146 257H147V256H146ZM155 257H154V259H155ZM163 257H166V258L161 259V258H163ZM41 258H42V257H41ZM47 258H48V257H47ZM47 258H44L45 263H46V261H47ZM49 258H50V257H49ZM79 258H80V260H79ZM130 258H131V257H130ZM133 258H134V257H133ZM136 258H137V257H136ZM140 258H142V257H140ZM149 258L151 259L152 257H149ZM169 258H170V257H169ZM50 259H51V258H50ZM53 259H54V257H53ZM53 259H52V260H53ZM55 259H54V260H55ZM64 259H65L66 261H65L63 264H70L69 261L67 260V259H69V258H67V257L65 258V257H64ZM150 259H148V262H149ZM152 259H153V258H152ZM156 259H158V261L160 262L159 258H156ZM156 259H155V261H156ZM171 259H172V256H171ZM119 260H121V259H119ZM131 260H132V259H131ZM78 261H77V264H78ZM124 261H125V260H124ZM139 261H140V259H139ZM142 261H144V260H142ZM142 261H141V262H138V261H137V262H138V263H142ZM152 261H154V260H152ZM155 261L153 262L154 264H156ZM158 261H157V262H158ZM36 262H37V261H36ZM144 262H145V261H144ZM146 262H147V261H146ZM148 262H147V263H148ZM162 262H163V261H162ZM75 263H76V262H75ZM75 263H74V264H75ZM79 263H80V262H79ZM121 263L123 264V262H121ZM43 264H44V263H43ZM71 264H72V263H71ZM124 264H126V262H125ZM127 264H128V263H127ZM136 264H137V263H136ZM150 264H152V263H150ZM157 264H159V263H157ZM162 264H163V263H162ZM178 264H179V263H178Z\"/></svg>", "mask_w": 264, "mask_h": 264}]
</instances>
